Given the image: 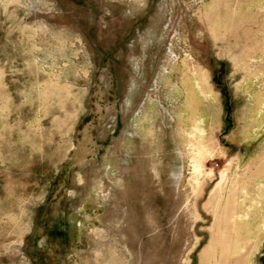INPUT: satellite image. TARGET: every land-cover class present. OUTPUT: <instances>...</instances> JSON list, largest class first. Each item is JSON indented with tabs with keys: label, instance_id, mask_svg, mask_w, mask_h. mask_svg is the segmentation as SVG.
Returning a JSON list of instances; mask_svg holds the SVG:
<instances>
[{
	"label": "rangeland",
	"instance_id": "374dc122",
	"mask_svg": "<svg viewBox=\"0 0 264 264\" xmlns=\"http://www.w3.org/2000/svg\"><path fill=\"white\" fill-rule=\"evenodd\" d=\"M0 264H264V0H0Z\"/></svg>",
	"mask_w": 264,
	"mask_h": 264
}]
</instances>
